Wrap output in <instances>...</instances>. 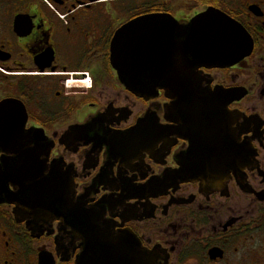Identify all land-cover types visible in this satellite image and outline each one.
<instances>
[{
    "label": "flooded vegetation",
    "instance_id": "obj_1",
    "mask_svg": "<svg viewBox=\"0 0 264 264\" xmlns=\"http://www.w3.org/2000/svg\"><path fill=\"white\" fill-rule=\"evenodd\" d=\"M207 13L247 49L194 64L211 110L197 128L182 111L196 96L127 85L139 72L122 46ZM144 16L158 22L138 29ZM42 171L70 191L64 212H23L25 176ZM74 207L132 242L136 264H264V0H0V264H78Z\"/></svg>",
    "mask_w": 264,
    "mask_h": 264
},
{
    "label": "water",
    "instance_id": "obj_2",
    "mask_svg": "<svg viewBox=\"0 0 264 264\" xmlns=\"http://www.w3.org/2000/svg\"><path fill=\"white\" fill-rule=\"evenodd\" d=\"M152 19H154L153 23L158 22L155 16L140 17L137 28L150 29V20ZM204 22H209L212 29L197 30L198 23ZM163 31L164 29L153 25L154 35H150V39L153 36L151 44L146 45L139 41L136 49L131 48L130 45L122 46V50L128 51L127 57L121 60L122 64H125L129 69L130 65L136 63L139 72L137 78L131 77L127 72L124 76L125 81L128 86L137 87L139 96H146L147 92L151 90L156 93L158 89L171 91L177 97L196 96L197 100L194 102L196 104L193 108L185 107L182 111L187 113L190 110L192 119L195 120L194 126L201 127L203 124L198 123L200 120L211 119L210 107L206 105L210 102L202 99L208 94L210 96V93L196 89L200 77L195 72L194 64H203L207 67H228L238 63L247 49L244 43L243 30L240 25L226 19L221 13L217 15L207 13L196 17L187 27H173L171 25L169 38L167 35H163ZM173 33L183 34L185 38L176 42L173 39ZM136 50L137 55L134 57ZM112 62L114 63V52ZM231 92L233 95L236 93L235 90ZM186 116L181 117L183 125H185ZM225 159L231 162L233 157L228 155ZM186 175L189 177L196 176V174L182 176L186 177ZM25 177V180L30 181V184L20 191V201L24 213L34 212L51 215L59 214L67 209L70 191L64 190L61 179L56 172L45 176L42 171L40 174L26 175ZM5 192L6 199L12 202L9 197H15V193L7 190ZM76 209V207L73 209V215L77 217L74 219L81 222V236L84 241V248H86L85 253L77 262L78 264L88 262V257L92 264H136V261H133L132 242L127 241L124 237L116 236L108 229H102L98 221L89 215L84 214L82 217L79 211L77 215ZM137 264H140L138 259Z\"/></svg>",
    "mask_w": 264,
    "mask_h": 264
}]
</instances>
